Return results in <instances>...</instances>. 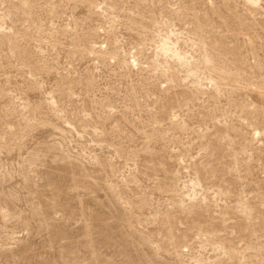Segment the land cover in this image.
<instances>
[{"label":"rangeland","instance_id":"rangeland-1","mask_svg":"<svg viewBox=\"0 0 264 264\" xmlns=\"http://www.w3.org/2000/svg\"><path fill=\"white\" fill-rule=\"evenodd\" d=\"M250 1L0 0V264H264Z\"/></svg>","mask_w":264,"mask_h":264},{"label":"bare ground","instance_id":"bare-ground-1","mask_svg":"<svg viewBox=\"0 0 264 264\" xmlns=\"http://www.w3.org/2000/svg\"><path fill=\"white\" fill-rule=\"evenodd\" d=\"M71 1V0H70ZM250 1V0H249ZM247 2V1H246ZM250 4H252V5H255V0H251L250 1ZM164 42V41H163ZM164 45V44H163ZM170 46V45H169ZM163 48V51L164 52H170L171 53V56L173 57V58H175V59H177L179 62H184V61H186L187 59L184 57V56H182V55H180V54H178V53H176L175 51H173L171 48H168L167 46H165V47H162ZM162 52V51H161ZM190 60V59H189ZM202 66L204 67V68H207V69H214V67L211 65V61L209 60V59H206V60H204L203 62H202ZM202 67V68H203ZM190 68V67H189ZM193 70V69H192ZM190 71V70H189ZM188 70H187V72H189ZM194 71V70H193ZM203 71V70H202ZM191 72V71H190ZM208 72H210V71H208ZM192 73V72H191ZM190 73V74H191ZM193 74H195L194 72H193ZM189 76V75H188ZM194 78H195V81H197L198 82V77H195V76H193ZM190 78V77H189ZM193 78V79H194ZM218 78H221V76L219 75V77ZM217 78V79H218ZM221 81V80H220ZM223 81V80H222ZM214 82V81H213ZM219 83L220 82H217L216 81V84H215V86H218L219 85Z\"/></svg>","mask_w":264,"mask_h":264}]
</instances>
